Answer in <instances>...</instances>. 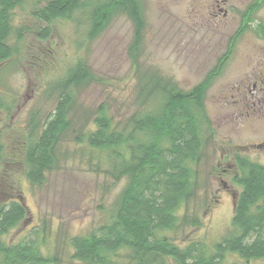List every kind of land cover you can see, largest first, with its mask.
<instances>
[{
    "label": "rangeland",
    "instance_id": "374dc122",
    "mask_svg": "<svg viewBox=\"0 0 264 264\" xmlns=\"http://www.w3.org/2000/svg\"><path fill=\"white\" fill-rule=\"evenodd\" d=\"M50 1L26 0L10 13L7 44L14 50L12 59L0 65V207L16 199L26 215L0 236V244L37 239L46 257H58L59 264H81L71 258L70 240L108 224L118 196L128 185V177L116 182L105 173L111 168L106 160L77 143L76 138L86 132L87 116L86 125L93 130L97 109L111 105L115 124L126 128L141 109L135 103L142 91L140 83L152 72L163 81L172 80L182 92H191L227 55L237 20L211 15L215 0H139L144 29L139 54L134 56L136 66L130 54L135 24L122 8L91 38L90 11L84 1L85 6L69 17L47 23L39 12ZM45 30L49 36L42 38ZM245 44L250 48L238 53L206 93L205 116L210 126L198 169L200 186L179 210L178 228L164 233L181 248L192 244L212 248L220 242L230 231L242 189L234 183L239 174L237 161L264 166V153L255 147L264 142V117H243L238 104L229 98L231 88L242 81L237 78L250 66L253 55L246 51L253 53V46L261 43L245 39ZM254 54L262 56L258 49ZM79 66L94 78L71 88L70 129L56 145V162L46 171L44 182L33 185L27 178L24 133L30 131L33 114L39 119L37 129L53 115L64 95L58 84ZM223 97L228 101L224 103ZM230 263L239 262L231 256L226 264ZM165 264L175 263L165 259ZM253 264H264V260Z\"/></svg>",
    "mask_w": 264,
    "mask_h": 264
},
{
    "label": "trees",
    "instance_id": "16d2710c",
    "mask_svg": "<svg viewBox=\"0 0 264 264\" xmlns=\"http://www.w3.org/2000/svg\"><path fill=\"white\" fill-rule=\"evenodd\" d=\"M25 1L0 0V65L12 59L14 50L7 44L10 13ZM82 1L90 11L91 38L108 26L118 8L128 13L136 31L130 48L131 61L139 66L136 55L144 29L139 0H52L39 15L47 23L69 17L81 8ZM48 36L49 31H43L41 37ZM79 67L58 84L64 95L56 103L53 115L37 129L39 119L33 114L30 131L24 133L27 178L33 185L44 182L46 171L56 162V145L70 129L68 111L74 101L71 88L94 78ZM220 71L219 67L213 68L188 93L179 90L172 80L163 81L158 74L148 73L135 101L141 109L131 116L126 128L115 124L111 105L103 104L97 109L93 130L86 125L87 116V133L82 132L77 143L102 156L111 166L105 173L116 182L128 177V185L118 196L108 224L90 235L70 240L73 260L81 264H165V259H172L175 264H226L231 256L239 263L230 264L264 260V166L247 160L240 159L236 164L239 174L234 176V183L242 189L230 231L220 242L212 248L204 244L181 248L164 236L178 228L179 210L196 196L200 186L198 169L210 126L204 102ZM25 215L23 204L16 199L1 205L0 236L15 228ZM42 250L37 239L11 246L0 244V264H59L58 257H46Z\"/></svg>",
    "mask_w": 264,
    "mask_h": 264
},
{
    "label": "flooded vegetation",
    "instance_id": "af4514ba",
    "mask_svg": "<svg viewBox=\"0 0 264 264\" xmlns=\"http://www.w3.org/2000/svg\"><path fill=\"white\" fill-rule=\"evenodd\" d=\"M213 13L215 17L221 19L228 18L230 15L237 20L232 40L227 44L228 53L224 58L221 56V61L215 66L221 70L215 80L221 79L224 69L241 50L250 48L247 44L242 45L245 39L261 43L253 46V53L246 51L247 54L253 55L254 60L250 56V66L242 72V77L240 74L237 78L242 81L231 88L229 98L238 104L241 110L240 115L243 117L247 115L250 119L253 117L262 119L264 117V0H215L210 14ZM257 49L262 52V56L254 54ZM227 101L228 99L223 97V102ZM255 147L264 153V142Z\"/></svg>",
    "mask_w": 264,
    "mask_h": 264
},
{
    "label": "bare ground",
    "instance_id": "6f19581e",
    "mask_svg": "<svg viewBox=\"0 0 264 264\" xmlns=\"http://www.w3.org/2000/svg\"><path fill=\"white\" fill-rule=\"evenodd\" d=\"M242 160H244V159H242Z\"/></svg>",
    "mask_w": 264,
    "mask_h": 264
}]
</instances>
